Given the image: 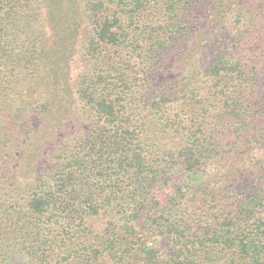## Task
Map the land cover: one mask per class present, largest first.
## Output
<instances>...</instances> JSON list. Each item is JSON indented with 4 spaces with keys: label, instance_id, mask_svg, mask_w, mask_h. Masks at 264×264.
Wrapping results in <instances>:
<instances>
[{
    "label": "trees",
    "instance_id": "trees-1",
    "mask_svg": "<svg viewBox=\"0 0 264 264\" xmlns=\"http://www.w3.org/2000/svg\"><path fill=\"white\" fill-rule=\"evenodd\" d=\"M49 4L0 0V264H264V0H72L73 77Z\"/></svg>",
    "mask_w": 264,
    "mask_h": 264
},
{
    "label": "rangeland",
    "instance_id": "rangeland-1",
    "mask_svg": "<svg viewBox=\"0 0 264 264\" xmlns=\"http://www.w3.org/2000/svg\"><path fill=\"white\" fill-rule=\"evenodd\" d=\"M49 2L45 30L47 45L54 55V67L64 69L67 77H73L80 66L77 60L78 44L83 34L82 26L77 19L78 12L75 6H71L72 0H49ZM66 3H70L71 7H68ZM67 10L69 14L65 17ZM208 12L214 13L212 7L208 8ZM69 27H71L70 30Z\"/></svg>",
    "mask_w": 264,
    "mask_h": 264
}]
</instances>
